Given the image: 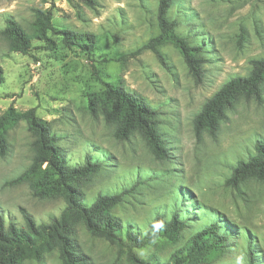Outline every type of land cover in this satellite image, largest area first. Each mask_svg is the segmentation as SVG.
I'll list each match as a JSON object with an SVG mask.
<instances>
[{"label": "rangeland", "instance_id": "1", "mask_svg": "<svg viewBox=\"0 0 264 264\" xmlns=\"http://www.w3.org/2000/svg\"><path fill=\"white\" fill-rule=\"evenodd\" d=\"M157 3L95 0L90 7L78 0H0V30L12 17L29 31L33 9L50 7L56 27L94 33L99 47L88 55L51 35L54 47L34 40L22 54L11 52L0 35V113L9 105L20 111L34 107L49 122L70 164H81L87 156L106 162L87 182L85 199L126 191L112 213L134 232L143 235L157 214L168 218L178 210L186 223L179 240L133 248L137 257L167 260L198 229L217 221L230 239L228 251L211 264H246L249 249L264 264V180L225 184L237 161L254 153L256 141L264 142V83L263 101L240 99L226 112L215 137L204 132L196 140L193 133V117L206 99L231 77L247 75L251 59L264 57V0L174 1L168 16L177 21V31L202 46L204 75L198 82L171 44L160 47L167 67L148 49L121 61H102L103 54L134 51L158 33ZM114 79L157 110L166 158H156L138 133L119 140L113 124L86 109L88 94L102 89V81ZM32 140L24 121L7 133L9 151L0 156V215L5 225L23 226V212L37 223L47 222L64 207L61 198H36L26 183H10L31 162ZM74 236L92 264H131L125 249L91 236L83 225L76 226ZM23 264L60 261L52 251Z\"/></svg>", "mask_w": 264, "mask_h": 264}, {"label": "trees", "instance_id": "2", "mask_svg": "<svg viewBox=\"0 0 264 264\" xmlns=\"http://www.w3.org/2000/svg\"><path fill=\"white\" fill-rule=\"evenodd\" d=\"M78 1L90 7L95 4V0ZM174 1L158 0L156 35L134 51L105 53L102 61H121L148 49L163 67H167L168 62L160 47L171 44L181 55L191 77L196 82L201 81L204 75L202 46L190 43L186 36L177 31V21L168 16ZM33 15L29 31L12 17L5 19L0 35L7 41L11 52L27 54L34 40L54 47L51 35L60 36L66 46L77 48L88 55H95L98 50V39L94 33L56 27L50 7L35 8ZM249 63L251 67L247 75L234 76L224 82L194 115L193 133L196 140L204 132L215 137L221 121L226 118V112L240 99L258 103L263 101L264 57L253 58ZM3 81V68L0 64V84ZM102 84V89L88 94V112L93 116L101 115L107 123L113 124L114 136L119 140H128L133 133H138L156 158H166V143L158 127L157 110L143 97L128 90L120 79L102 81ZM20 121L25 122L33 137V154L29 165L10 183H26L31 195L36 198H61L64 207L58 216L40 223L23 212V226L13 222L5 225L0 215V264H23L28 259L38 261L52 251H57L60 264H92L76 242L74 232L78 224L83 225L91 236L106 240L119 251L125 249L131 264H211L228 251L230 236L221 231L219 223L214 221L193 233L167 260L153 256L146 259L137 257L132 252L133 248L171 244L179 240L186 223L179 216L178 210L168 218L157 214L143 235L134 232L112 213L126 191L99 193L89 202L85 199L84 188L101 169L104 164L102 160H92L87 156L81 164H70L58 146V138L52 132L49 122L39 117L34 107L20 111L9 105L0 113V156L9 151L8 131ZM103 157L104 162L108 161L105 155ZM104 165H107L106 162ZM249 179L264 180L263 141L255 142L254 153L247 159L237 161L225 184L237 187ZM256 257L257 253L249 249L246 264H260Z\"/></svg>", "mask_w": 264, "mask_h": 264}]
</instances>
